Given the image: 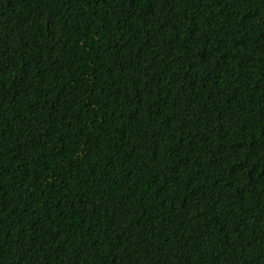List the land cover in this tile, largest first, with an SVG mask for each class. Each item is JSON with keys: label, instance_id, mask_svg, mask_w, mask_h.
<instances>
[{"label": "trees", "instance_id": "obj_1", "mask_svg": "<svg viewBox=\"0 0 264 264\" xmlns=\"http://www.w3.org/2000/svg\"><path fill=\"white\" fill-rule=\"evenodd\" d=\"M0 264H264V0H0Z\"/></svg>", "mask_w": 264, "mask_h": 264}]
</instances>
